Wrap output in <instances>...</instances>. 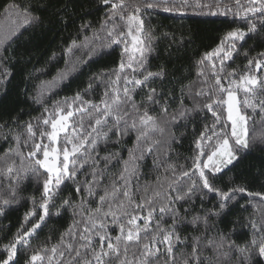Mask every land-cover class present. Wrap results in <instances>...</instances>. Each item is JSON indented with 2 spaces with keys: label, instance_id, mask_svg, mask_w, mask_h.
Returning a JSON list of instances; mask_svg holds the SVG:
<instances>
[{
  "label": "snow or ice",
  "instance_id": "snow-or-ice-1",
  "mask_svg": "<svg viewBox=\"0 0 264 264\" xmlns=\"http://www.w3.org/2000/svg\"><path fill=\"white\" fill-rule=\"evenodd\" d=\"M100 4L105 12L99 27L80 25V34L64 48L65 67L44 82L36 102L81 65L121 47L117 67L96 74L87 88L44 106L29 121L14 117L11 124L0 123V139L14 142L0 155V175L6 181L0 182V215L19 202L20 184L29 176L42 187L39 199L30 197L32 208L17 231L0 243V264H20L22 254L23 264H264V192L250 191L231 178L220 183L225 169L230 171L242 154L257 142L264 145V51L250 55L238 48L264 29V0ZM157 11L231 17L236 26L197 61L196 79L181 85L178 97L149 87L138 101L137 89L143 91L150 80L164 75L163 69L146 67L156 40L146 17ZM3 17L12 27L5 31L0 22V65L7 59L9 41L40 20L31 4L21 0H10ZM241 54L243 67H231ZM4 75H10L7 69ZM93 81L103 85L98 100L90 98ZM173 102L176 108H171ZM197 113L206 121L210 114L211 122L204 123L194 140L192 155L183 164L161 162L160 152L167 157L175 139L173 127L187 124ZM126 138L133 140L127 159L106 150ZM146 155L154 156L157 171L141 184L139 161ZM69 182L79 199L57 203ZM237 205L254 213L244 225L249 239L239 244L232 238L235 222L230 232L219 227ZM67 210L72 223L59 239L33 247L47 219Z\"/></svg>",
  "mask_w": 264,
  "mask_h": 264
},
{
  "label": "trees",
  "instance_id": "trees-1",
  "mask_svg": "<svg viewBox=\"0 0 264 264\" xmlns=\"http://www.w3.org/2000/svg\"><path fill=\"white\" fill-rule=\"evenodd\" d=\"M10 0H0V22H4V30L7 31L12 25L4 21L3 8ZM22 3H30L33 15L39 16V22L31 27H23L17 36H14L9 45H6L4 56L7 57L0 65V123L5 121L12 123L14 117L19 121H29L39 116L44 106L51 107L53 101L65 97H72L77 91L87 88L90 78L101 72H108L117 67L121 59V47H115L110 55L83 64L78 71L73 73L67 80L61 82L51 91H46L36 102L37 92L41 90L44 82L52 81L58 70L65 67L64 48L72 38L80 34V25L90 22L94 28H98L104 16L105 8L100 0H21ZM67 21L63 23L62 21ZM155 29L156 40L153 42L154 51L147 58V69L158 72L164 71L163 77H158L148 82L143 91L137 89L135 98H140L147 93L148 88H156L165 95L170 91L178 97L181 85L196 79V63L208 51L217 46L219 40L230 28L236 25L231 23V17L212 16L207 14H194L189 11L185 15H175L157 11L150 17H146V24ZM91 35V32H88ZM82 38V37H81ZM239 51H248L250 55L264 51V29L246 38L243 47L238 45ZM55 54V55H54ZM79 56L80 53H77ZM75 59V58H74ZM246 63L241 54L235 57L231 67ZM5 69L10 75L5 76ZM103 85L93 81V91L90 98L98 100L102 94ZM185 103L191 107V101L185 99ZM173 102L171 108H176ZM205 122H211V115L197 113L193 120L185 124L183 121L173 127L175 139L172 141L171 150L167 157L160 152V161L176 162L183 164L186 158L192 155L194 140L202 130ZM14 142L0 139V155H2ZM133 140L127 139L124 144H109L108 152H119L127 159L126 148L132 147ZM104 147L103 145L101 146ZM104 152H101L103 155ZM235 166L225 169V175L220 182L226 185L229 178L238 185H244L250 191L264 192V145L255 143L247 154H242ZM139 181L154 179L156 169L154 156L146 155L139 161ZM116 169H114L115 171ZM83 179V177H81ZM0 182H6L0 175ZM42 187L35 177L29 176L20 184L18 194L19 202L5 209L0 215V243L7 242L17 231L23 222L24 215L32 208L30 197H40ZM71 197L78 200L74 186L69 182L63 189L57 203L61 199ZM244 203V200L240 201ZM254 215L251 207L247 211L239 205L223 217L219 227L225 232H230L234 227L232 238L236 243H243L249 239V230L244 227L248 219ZM72 212L67 210L60 216H51L47 223L39 230V237L32 241L33 247L47 241L56 242L60 234L72 223ZM257 216V221H259ZM187 232H191V226H186ZM4 253L0 251V256ZM20 264H23L24 255L20 256Z\"/></svg>",
  "mask_w": 264,
  "mask_h": 264
}]
</instances>
